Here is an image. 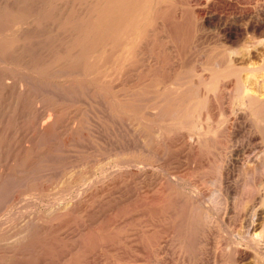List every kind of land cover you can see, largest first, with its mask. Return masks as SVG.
I'll list each match as a JSON object with an SVG mask.
<instances>
[{"label": "rangeland", "instance_id": "rangeland-1", "mask_svg": "<svg viewBox=\"0 0 264 264\" xmlns=\"http://www.w3.org/2000/svg\"><path fill=\"white\" fill-rule=\"evenodd\" d=\"M96 1L0 0V264H264L244 232L264 209V100L211 80L229 49L264 99V0H151L110 42L83 37Z\"/></svg>", "mask_w": 264, "mask_h": 264}, {"label": "bare ground", "instance_id": "bare-ground-1", "mask_svg": "<svg viewBox=\"0 0 264 264\" xmlns=\"http://www.w3.org/2000/svg\"><path fill=\"white\" fill-rule=\"evenodd\" d=\"M96 1V0H95ZM92 2V1H91ZM97 2V1H96ZM43 3V2H42ZM98 3V2H97ZM97 3H95V4H97ZM104 3V6L103 7H101L100 9H98V10H95V11H97L96 12V15H97V20H96V22L95 23H92L91 24V22H89L88 20L91 18V13L89 12V11H91L92 10V5H93V3H92V5H91V7H90V9L91 10H89L88 12L90 13V15H88V14H86V16H89L88 17V20H86L85 19V22L86 21H88L89 23H90V25L89 26H87L84 30H83V37H88L89 39H91V40H96V41H101V42H104V41H113V40H115L116 38H118V32H120V30H122L123 28L125 29L126 28V30H128L129 28H127V27H130V26H132L135 22H137L136 20H138V18H136V17H139V16H141L142 14H143V12H146V11H148V7L150 6V4H151V0H105L104 2H102L101 4H103ZM158 3V2H157ZM164 3V2H163ZM204 3V2H203ZM208 3H210V2H208ZM155 4V3H154ZM197 4H198V2H197ZM200 4V3H199ZM261 4H262V2H261ZM260 4V5H261ZM157 5V4H156ZM202 5V4H201ZM206 5V4H205ZM213 5V4H212ZM170 6V5H169ZM168 6V7H169ZM208 6H210V4L209 5H207V7ZM262 6V7H261ZM261 6H259V7H261V8H264V4H262ZM97 7H99L98 6V4H97ZM159 7V6H158ZM201 7V6H200ZM206 7V6H205ZM257 7V6H256ZM36 8V7H35ZM202 8V7H201ZM261 8H258V9H261ZM97 9V8H96ZM156 9V8H155ZM165 10V9H164ZM263 10V9H262ZM37 11V10H36ZM156 11V10H155ZM163 11V10H162ZM93 13V12H92ZM158 13V12H157ZM156 12H155V14H157ZM184 13V12H183ZM205 13V12H204ZM95 14V13H94ZM160 14H163V13H160ZM174 14V13H173ZM3 15V14H2ZM95 15V16H96ZM167 15V14H166ZM145 16V15H144ZM147 16V15H146ZM187 16H188V14H187ZM7 18H9L8 16H6ZM84 17V16H83ZM82 17V18H83ZM157 17V16H156ZM162 17V16H161ZM163 17H164V15H163ZM208 17V16H207ZM216 19H218V21H220L219 20V16L217 15V16H214ZM92 19V18H91ZM140 19V18H139ZM154 19V18H153ZM164 19V18H163ZM209 19V18H208ZM207 19V20H208ZM211 19V18H210ZM165 20V19H164ZM83 21V20H82ZM166 21V20H165ZM164 21V22H165ZM168 21V20H167ZM214 21H217V20H214ZM222 21V20H221ZM69 23H70V21H68ZM141 22V21H140ZM175 22V21H174ZM209 22L211 23V21L209 20ZM6 23V22H5ZM77 24H78V22H76ZM87 23V22H86ZM171 23H172V21H171ZM206 23V22H205ZM208 23V22H207ZM213 23V22H212ZM215 23V22H214ZM214 23H213V25H214ZM217 23V22H216ZM222 23H224V22H222ZM16 24V23H15ZM81 24V23H80ZM80 24H79V26H80ZM140 24V23H139ZM163 24V23H162ZM174 24V23H173ZM173 24L171 25V26H173ZM198 24V23H197ZM203 24V23H202ZM218 24V23H217ZM11 25V24H10ZM83 25V24H82ZM168 25V24H167ZM196 25V24H195ZM204 25V24H203ZM209 25V24H208ZM219 25V24H218ZM221 25H223V24H221ZM4 26H6V25H4ZM177 26V25H176ZM202 26V25H201ZM204 26H206V25H204ZM257 26V25H256ZM256 26H255V24H253L252 23V25H251V27L252 28H256ZM80 27H82V26H80ZM134 27V26H133ZM164 27V26H163ZM179 27V26H178ZM222 27V26H221ZM172 28V27H171ZM204 28V27H203ZM7 29V28H6ZM174 29V28H173ZM183 29V28H182ZM185 29V28H184ZM167 30V29H166ZM169 30V29H168ZM176 30V29H175ZM177 30H178V28H177ZM177 30H176V33H177ZM234 30H235V28H233L231 25H226V24H224L223 25V30L222 31H224V33H226L227 35H229V34H231L232 32H234ZM122 31H124V30H122ZM129 31V30H128ZM130 31H131V29H130ZM173 31V30H172ZM180 31H182V30H180ZM185 31V30H184ZM125 32H127V31H125ZM120 34H122V33H120ZM126 34V33H125ZM76 35V34H75ZM120 36V35H119ZM142 36V35H141ZM178 36V35H177ZM226 36V35H225ZM120 38V37H119ZM127 38V37H126ZM141 39V38H140ZM226 39H227V37H226ZM118 40V39H117ZM123 40L125 41V39H122V42H123ZM183 40H184V38H183ZM182 40V41H183ZM185 40H187V39H185ZM258 41H260V43H259V49L261 48L260 46H264V41L263 40H258ZM4 42V41H3ZM115 42V41H114ZM119 42V41H118ZM118 42H117V45H120V44H118ZM120 43V42H119ZM127 43H129V41L127 42ZM126 43V44H127ZM79 42H78V46H79ZM82 44V43H81ZM104 44V43H103ZM107 44V43H106ZM114 44V43H113ZM71 45V44H70ZM69 45V46H70ZM73 45H74V43H72V47H73ZM83 45V44H82ZM116 44H115V46H117ZM122 45V44H121ZM72 47H71V49H72ZM82 46L80 45V47L78 48V49H80ZM122 47V46H121ZM135 47V46H134ZM118 48L119 47H117V50H118ZM256 48V47H255ZM69 49H70V47H69ZM70 49V50H71ZM73 49H75V48H73ZM72 49V50H73ZM115 49V48H114ZM120 49H122V48H120ZM5 50V49H4ZM125 50V49H124ZM2 51H3V49H2ZM79 51H81V50H79ZM255 51H257V49L255 50ZM68 52V51H67ZM74 52V51H73ZM122 52H124V51H122ZM64 53V52H63ZM76 53V52H75ZM74 53V55H73V53L71 54V55H73V56H75L76 54ZM83 53V52H82ZM213 53V52H212ZM231 51L229 50V49H226V50H224V53H221V57L219 56L220 54H218V56L220 57V61H218L220 64H221V68H220V70H216L215 72H212V75H211V80H215V79H219V77H221V76H223V77H225V76H229V75H234L233 77H235L234 78V80H235V100L234 101H236V103H240V104H242V105H244V106H246V107H253V106H262L263 105V98L262 97H260V95L259 94H257V93H254L253 91H252V89H251V87H249V84L247 83V80H243L242 79V77H241V70H242V68L241 67H238V66H234V64H235V59H233V57L231 56ZM67 54V53H66ZM68 57H70L69 56V53H68V55H67ZM214 56V55H213ZM218 56H216V58H218ZM104 57V56H103ZM3 58V57H2ZM99 58V57H98ZM211 58V57H210ZM215 58V57H214ZM213 58V59H214ZM77 59H79V57H77ZM105 59V58H104ZM209 59V58H208ZM154 60V59H153ZM156 60V59H155ZM85 61H87V60H85ZM81 62V61H80ZM79 62V63H80ZM83 62L84 61H82L81 63H82V65H83ZM107 62V61H106ZM159 62V61H158ZM73 64H74V62H72ZM77 63V62H76ZM81 63H80V65H79V67L81 66L82 67V65H81ZM89 63V62H88ZM87 63V64H88ZM92 64V63H91ZM203 64V63H202ZM213 63L211 62V59H209V60H207V61H205L204 62V64H203V67L201 68L202 70L203 69H210L211 68V65H212ZM74 65H77V64H74ZM98 65V64H97ZM85 66V65H84ZM90 66V65H89ZM5 67V66H4ZM78 67V66H77ZM38 68V67H37ZM49 68V67H48ZM9 69V68H8ZM85 69V68H84ZM37 70V69H36ZM82 70V69H81ZM81 70H79L80 71V73H81ZM76 71V70H75ZM92 71H94V70H92ZM194 71V70H193ZM197 71V70H196ZM198 71H200V70H198ZM8 72V71H7ZM43 72V71H42ZM85 72H86V70H85ZM192 72V71H191ZM195 72V71H194ZM194 72H193V74H194ZM187 73V72H186ZM89 74V73H88ZM196 74L197 75H200V73H197L196 72ZM90 75V74H89ZM177 75H178V73H177ZM176 75V76H177ZM82 76V75H81ZM86 76H87V74H86ZM178 77H180V76H178ZM6 78V77H5ZM85 78V77H84ZM197 78V77H196ZM96 79V78H95ZM188 79V78H187ZM202 79V78H201ZM201 79H199V80H201ZM222 79V78H221ZM93 80H94V78H93ZM182 80H183V78H182ZM193 80H194V78H193ZM197 80V83H199L198 81V79H196ZM210 80V81H211ZM173 81H175V80H173ZM203 81V80H202ZM202 81H200V82H202ZM118 82V81H117ZM196 82V81H195ZM204 83V82H203ZM206 83V82H205ZM204 83V84H205ZM89 84V83H88ZM117 84V83H116ZM183 84H184V82H183ZM188 84H189V82H188ZM191 84H193V83H191ZM190 84V85H191ZM201 84V83H200ZM204 84H202V85H204ZM62 85V84H61ZM178 85V84H177ZM197 85H199V84H196V87H197ZM90 86V85H89ZM186 86V85H185ZM194 87H195V85H193ZM200 86V85H199ZM198 86V87H199ZM69 87V86H68ZM97 87V86H96ZM118 87V86H117ZM181 87V86H180ZM186 87H189V85H187ZM191 87V86H190ZM197 87V88H198ZM203 87V86H202ZM201 87V88H202ZM208 87H210V86H208ZM94 88V87H93ZM179 88V87H178ZM181 88H183V87H181ZM27 89V88H26ZM163 89V88H162ZM173 89V88H172ZM188 90H189V88H187ZM67 90V89H66ZM89 90H90V88H89ZM92 90V89H91ZM161 90V89H160ZM184 90H186V88L184 89ZM190 90H192L191 88H190ZM199 90H200V88H199ZM204 90H206L207 91V89H204ZM203 90V91H204ZM209 90V89H208ZM109 91V90H108ZM193 91V90H192ZM205 91V92H206ZM182 92L184 93L185 91H183L182 90ZM195 92H198L197 91V89H196V91ZM202 92V91H201ZM89 93V92H88ZM91 93V92H90ZM92 93H94L93 91H92ZM187 93H188V91H187ZM156 94V93H155ZM188 94H190V92L188 93ZM185 95H186V92H185ZM139 96V95H138ZM168 96V95H167ZM182 96H184V95H182ZM189 96V95H188ZM187 96V97H188ZM102 97V96H101ZM186 97V96H185ZM184 97V98H185ZM190 97V96H189ZM188 97V98H189ZM97 98H98V96H97ZM96 98V99H97ZM168 98H171V97H168ZM167 98V99H168ZM188 98H185V100L184 99H181V101H180V104L183 106V107H181V108H183V114L185 115V116H189L190 114H191V108H192V102L193 101H190ZM95 99V100H96ZM100 99V98H99ZM103 99V98H102ZM166 98H165V100H167ZM175 100H177L176 99V97L174 98ZM101 100V99H100ZM105 100V99H104ZM170 99H168L167 101H169ZM99 101V100H98ZM97 101V102H98ZM117 101V100H116ZM171 101H172V103L174 102L173 100H170L169 102H170V105L172 106V104H171ZM106 102H107V99H106ZM147 102V101H146ZM168 102V103H169ZM176 102V101H175ZM110 103H112V102H110ZM148 103V102H147ZM101 104V103H100ZM118 104V103H117ZM146 103L144 102V105H145ZM103 105V104H102ZM112 105V104H111ZM174 105V104H173ZM176 105H178L177 104V102H176ZM147 106V105H146ZM180 106V105H179ZM178 106V107H179ZM174 107V109H175V106H173ZM108 108V107H107ZM112 108V107H111ZM172 108V107H171ZM263 108H264V106H263ZM169 109V108H168ZM173 109V108H172ZM177 109V108H176ZM261 109H262V107H261ZM113 110V109H112ZM263 110V109H262ZM261 110V111H262ZM252 111V110H251ZM259 111H260V109H259ZM163 112V111H162ZM257 112H258V110H257ZM172 114V113H171ZM253 114V113H252ZM258 114H260V113H258ZM263 114V113H262ZM260 117V116H259ZM262 117V119H263V116H261ZM117 118V117H116ZM186 119V118H185ZM190 121H191V119H190ZM187 125L189 126V124L187 123ZM44 127H45V125H43ZM192 126V125H191ZM195 129V128H194ZM259 129H261V128H259ZM264 129V128H263ZM262 129V130H263ZM41 131V130H40ZM51 131V130H50ZM47 132V131H46ZM201 132H203L202 130H197V131H195L194 133H192V135L193 134H196L197 135V138H199V135L200 134H204V133H201ZM39 134V133H38ZM211 136V135H210ZM262 136L264 137V130L262 131ZM227 147V146H226ZM229 157V156H228ZM227 157V158H228ZM227 158H226V160H227ZM228 161V160H227ZM225 165V164H224ZM224 165H223V167H222V172H221V170H220V172L222 173V176H223V173H224V176L226 175L225 173L227 172L226 171V169H225V167H224ZM219 167V166H218ZM221 167V166H220ZM221 169V168H220ZM221 173H219L220 174V176H221ZM228 175V174H227ZM220 178H222V177H220ZM225 178V177H224ZM224 180H226V178L224 179ZM225 183V182H224ZM223 183V184H224ZM226 185V184H225ZM260 201L259 202H261V204H263L264 205V187H263V192H262V194H261V196H260V199H259ZM257 209H255L254 208V210H252V213H251V217L250 218H248L247 220H246V222H245V228H244V232L246 233V237H245V239H246V241H247V243H248V245L249 246H252V247H254V248H257L258 250H260L261 248H260V246H261V243L262 242H259V241H255L254 240V237H255V235L257 234V232H256V230L258 229V228H260V230H259V233H261V236H263V240H264V222L262 223V221H263V219L262 218H264V209H263V215H262V213H259L258 211H256ZM261 218V220L262 221H260L259 219ZM152 229H153V227H152ZM155 230V229H154ZM154 232V231H153ZM152 232V233H153ZM232 241V240H231ZM232 243V242H231ZM227 247H229V245L227 246ZM235 252V251H234ZM261 252V251H260ZM254 256V255H253ZM237 258H238V260L239 259H241V260H244V259H248L247 260V262L245 263V264H257V262H256V257L254 256V257H252L251 256V252H250V250H248V249H242L241 251H239L238 252V254H237Z\"/></svg>", "mask_w": 264, "mask_h": 264}]
</instances>
